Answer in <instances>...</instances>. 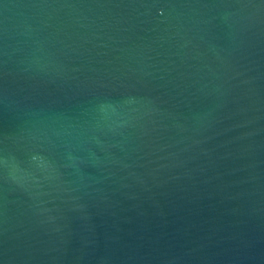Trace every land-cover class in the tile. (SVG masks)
Segmentation results:
<instances>
[{
    "label": "water",
    "instance_id": "1",
    "mask_svg": "<svg viewBox=\"0 0 264 264\" xmlns=\"http://www.w3.org/2000/svg\"><path fill=\"white\" fill-rule=\"evenodd\" d=\"M0 264H264V0H0Z\"/></svg>",
    "mask_w": 264,
    "mask_h": 264
}]
</instances>
